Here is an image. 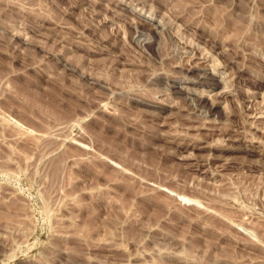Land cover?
<instances>
[{
	"label": "rangeland",
	"instance_id": "374dc122",
	"mask_svg": "<svg viewBox=\"0 0 264 264\" xmlns=\"http://www.w3.org/2000/svg\"><path fill=\"white\" fill-rule=\"evenodd\" d=\"M0 264H264V0H0Z\"/></svg>",
	"mask_w": 264,
	"mask_h": 264
},
{
	"label": "bare ground",
	"instance_id": "6f19581e",
	"mask_svg": "<svg viewBox=\"0 0 264 264\" xmlns=\"http://www.w3.org/2000/svg\"><path fill=\"white\" fill-rule=\"evenodd\" d=\"M202 78H203V80H201L199 83L200 84H202V85H206V86H208V87H211V88H213V87H215L216 85H215V83H214V78L213 77H211V76H207V74H203L202 76H201ZM173 89H174V92L173 93H175V94H180V93H182L184 90V88H177V87H173ZM187 90V89H186ZM189 90H187V92H188ZM186 92V93H187ZM189 93V92H188Z\"/></svg>",
	"mask_w": 264,
	"mask_h": 264
}]
</instances>
